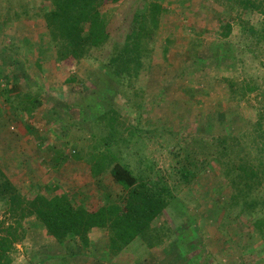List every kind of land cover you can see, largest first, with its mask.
<instances>
[{
    "label": "rangeland",
    "instance_id": "374dc122",
    "mask_svg": "<svg viewBox=\"0 0 264 264\" xmlns=\"http://www.w3.org/2000/svg\"><path fill=\"white\" fill-rule=\"evenodd\" d=\"M137 4L138 0H128L109 17L112 42L124 40ZM37 8L38 0H0V62L5 67L19 66L16 73L25 74L21 88L39 93L43 105L29 120L30 133L25 130L24 115L6 110L0 96V167L6 177L23 195L43 193L45 185L46 190L62 189L87 208L103 205L107 198L115 201L125 195L108 171L92 178L91 165L108 156L126 165L140 182L162 180L173 200L158 223L167 237L151 253L135 250L123 259H113L105 232L91 234L88 249L77 242L60 246L46 237L34 219H28L18 230L20 241L13 247L11 264H113L116 260L120 264H264L263 243L250 226L251 220L238 218L237 210L224 209L231 191L221 173L211 165L189 185L181 184L173 173L174 168H181V160L174 158L176 150L190 145L191 138L209 139L231 131L243 134L256 123V110L261 106L258 92L234 96L223 80L262 85L264 53L257 60L251 53L236 54V46L250 45L234 24L229 39L218 41L217 18L223 11L211 0H191L186 7L190 11L180 12L172 5L171 14L162 18L153 62L144 60L135 87H119L106 69L109 46L73 70L51 63L41 72L24 46L29 42L33 53L42 46L45 26L36 17ZM259 21L257 13L250 16L251 25ZM189 26L207 32L198 60L185 58L194 35ZM167 37L173 43L164 60L161 44ZM220 45L240 60L217 59L215 51ZM108 110L120 118L113 132L106 122L95 123ZM127 126L134 127L130 145L121 143L128 134L119 132ZM147 130L156 134L149 135ZM115 134L117 139L112 138ZM3 223L4 228L11 224L0 208V235Z\"/></svg>",
    "mask_w": 264,
    "mask_h": 264
},
{
    "label": "trees",
    "instance_id": "16d2710c",
    "mask_svg": "<svg viewBox=\"0 0 264 264\" xmlns=\"http://www.w3.org/2000/svg\"><path fill=\"white\" fill-rule=\"evenodd\" d=\"M127 1L38 0L36 17L40 18L45 26L40 38L42 46L33 53L34 48L32 51L29 42L24 45L27 52L34 57L36 68L43 72L46 64L53 63L70 71L81 62L92 58V54L103 52L109 46L106 69L119 82V87H135L144 68V60L153 62L154 45L158 39L162 18L171 14L172 5L181 12L187 9L191 0H174L173 3L170 0H138L124 40L112 42L108 32L109 17ZM211 1L223 11L217 18L218 41L229 39L234 24L248 37L250 45L236 46L234 52L251 53L255 60L259 59V54L264 53V0ZM255 13L259 15L260 21L253 26L250 16ZM19 18L20 15L15 19ZM188 28L194 35L189 38L185 58L186 61L198 60L199 52L204 46L202 38L207 32L196 31L190 26ZM171 41L169 37L162 41L161 54L164 60L167 59L170 45L173 43ZM223 47H217V59L232 62L240 60L230 55V49ZM262 67L264 69V64ZM18 68L17 64L11 63L5 67L0 62V96L6 110L16 115H24L25 130L31 133L33 128L29 120L43 105L39 93H32L26 87L21 88V80L25 74L21 70L16 73ZM69 80L67 79V82ZM223 82L227 83L234 96H249L258 92L261 106L256 110V123L243 134L231 131L224 135L211 136L209 139L200 136L191 138L190 145L186 144L184 148L176 150L174 158L180 159L182 163L178 160L181 168L179 171L174 168L173 173L181 184L189 185L209 167L217 169L231 191L224 209L230 212L237 210L238 218L245 216L250 219V226L264 247V77L262 85L246 81L241 85H234L232 80L227 79ZM234 88L236 90H233ZM1 112L3 110H0V114ZM119 120L115 111L108 110L103 116L96 118L95 123L104 121L106 127H111L113 132L119 127ZM132 128L122 127L119 131L121 135L128 134L127 139L121 143H133V140H129ZM148 134L154 136L156 132L148 131ZM117 137L115 134L112 138ZM118 143L115 141V144ZM113 159L103 156L99 163L91 165L90 173L95 179L108 171L113 183L121 188L125 195L115 201H109L107 198L103 205L97 204L88 208L76 203L58 187L48 190L45 188L43 193L40 191L34 195H23L0 167V208L11 222L6 224V228L5 223L1 226L0 264L12 263L13 247L20 241L18 230H22V222L28 219H34L44 230L46 237L60 246L77 242L82 249H88L90 235L94 232H105L109 240L108 252L113 259H123L135 250L147 254L161 247L167 236L162 228L160 230L158 223L170 207L173 200L172 191L162 180H156L154 183L138 181L126 165ZM259 213L262 215L256 219ZM116 261L112 263L120 264Z\"/></svg>",
    "mask_w": 264,
    "mask_h": 264
},
{
    "label": "crops",
    "instance_id": "0c3cea01",
    "mask_svg": "<svg viewBox=\"0 0 264 264\" xmlns=\"http://www.w3.org/2000/svg\"><path fill=\"white\" fill-rule=\"evenodd\" d=\"M12 182V181H11ZM13 183V182H12ZM13 185L16 187L15 183H13ZM17 188V187H16ZM43 189H45V185L43 186ZM264 263V262H263Z\"/></svg>",
    "mask_w": 264,
    "mask_h": 264
}]
</instances>
